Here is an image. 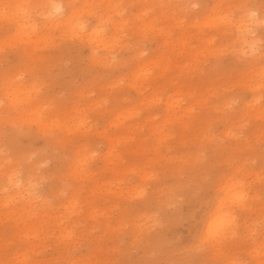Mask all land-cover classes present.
Instances as JSON below:
<instances>
[{"label":"rangeland","instance_id":"obj_1","mask_svg":"<svg viewBox=\"0 0 264 264\" xmlns=\"http://www.w3.org/2000/svg\"><path fill=\"white\" fill-rule=\"evenodd\" d=\"M241 5L260 0H0V264L214 261L172 241L221 217L260 264L264 31L239 37Z\"/></svg>","mask_w":264,"mask_h":264},{"label":"snow or ice","instance_id":"obj_2","mask_svg":"<svg viewBox=\"0 0 264 264\" xmlns=\"http://www.w3.org/2000/svg\"><path fill=\"white\" fill-rule=\"evenodd\" d=\"M8 6H5V9ZM74 6H68V8H62L59 5H55V12L59 13L61 16H65L68 14V11ZM242 8L247 17V28L246 31L249 33L254 32V25L256 23L259 24L262 31H264V0H260L259 10H257L256 5H241L239 6ZM236 14H226L224 19L226 21L235 20ZM262 44H264V40H262ZM0 51H4L5 53L8 51L6 47L0 48ZM260 87L262 92H264V48H261V72H260ZM236 135H240L236 133ZM261 148L264 149V142L261 144ZM261 166L264 167V158H262ZM242 205L246 202L243 201L241 198ZM231 229V224L227 226ZM217 244L221 245V251L224 252V256L221 259H217L214 261H203L197 259H187V260H180V261H167V262H157L154 260H145L141 261L140 264H254V261L247 258L245 253L246 246L241 243L240 248L237 249L235 252H228L226 249L222 247L223 245V238L221 236V229L215 226H209L207 230L203 233L199 234L195 240H193L188 245H180L175 240L172 241V251L186 256H198L201 253H204L209 249L211 246H215ZM260 255H261V262L260 264H264V234H262L261 239V247H260ZM21 264H30L29 261L25 260L21 262ZM95 264H129V262L125 261H108L105 262L103 260H98Z\"/></svg>","mask_w":264,"mask_h":264},{"label":"bare ground","instance_id":"obj_3","mask_svg":"<svg viewBox=\"0 0 264 264\" xmlns=\"http://www.w3.org/2000/svg\"><path fill=\"white\" fill-rule=\"evenodd\" d=\"M56 5H59V4H56ZM55 6V5H54ZM54 6H52L50 9H44V11H43V13L45 14V19H46V21L50 24V26L52 27V26H55V27H58V26H61V25H64V24H66L67 25V22H68V20L65 18L63 21L60 19L59 21H55L53 18H52V16H51V11H53V12H55V8H54ZM60 6V5H59ZM59 14V13H58ZM221 21V20H220ZM224 22V21H223ZM258 23H256L255 25H257ZM234 26H235V29H236V32H237V34L239 35V37L243 40V39H245V37H246V35H250V33L249 32H247L246 31V28H247V18H239L238 20H236V22L234 23ZM75 28L77 29V31H79V32H81V31H83V32H85V27L83 26V23L81 22H77L76 24H75ZM263 36V35H262ZM237 41V40H236ZM235 43H237V42H235ZM233 44V43H232ZM231 44V46H233ZM237 45H239V44H237ZM236 45V46H237ZM98 46V45H97ZM229 46V45H228ZM230 46V47H231ZM230 47L228 48V49H230ZM240 46H238L237 48H239ZM96 48V47H95ZM235 48V47H234ZM228 49H226V50H228ZM232 50V49H231ZM240 53V52H239ZM235 54V53H234ZM241 54V53H240ZM238 55V54H237ZM223 105V104H222ZM225 105V104H224ZM223 105V106H224ZM227 105V104H226ZM228 137V136H227ZM6 180H7V183H10V184H13V182H12V178H11V176H7V178H6ZM230 187L229 186H227L226 187V189L225 190H227V189H229ZM8 198H10V196L8 195L7 197H5L4 199H8ZM10 199H13V198H10ZM27 199H30V197L28 196L27 197ZM5 202H9V201H5ZM220 207H221V203L219 202L218 204H217V206L215 207L216 208V211H219V209H220ZM230 215V214H229ZM225 216H228V213H227V215H225ZM219 217V216H218ZM217 217V218H218ZM231 217V216H230ZM228 219H230L229 217H227ZM229 221H231V219L229 220ZM224 222V220H223V217H221L220 219H218L216 222H214L213 223V225L212 226H215V227H218V228H220L221 229V226L222 225H220V224H222Z\"/></svg>","mask_w":264,"mask_h":264}]
</instances>
